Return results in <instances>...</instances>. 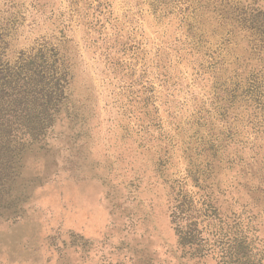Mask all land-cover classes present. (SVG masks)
<instances>
[{
	"label": "rangeland",
	"instance_id": "rangeland-1",
	"mask_svg": "<svg viewBox=\"0 0 264 264\" xmlns=\"http://www.w3.org/2000/svg\"><path fill=\"white\" fill-rule=\"evenodd\" d=\"M0 149V264H264V0H0Z\"/></svg>",
	"mask_w": 264,
	"mask_h": 264
},
{
	"label": "trees",
	"instance_id": "trees-1",
	"mask_svg": "<svg viewBox=\"0 0 264 264\" xmlns=\"http://www.w3.org/2000/svg\"><path fill=\"white\" fill-rule=\"evenodd\" d=\"M5 148H6L5 153H6V152H10V150H11V148H10V143H8V145H6ZM11 152H12V150H11ZM5 153H4V150H3V149H0V154H1V155L4 154V156H5V155H6ZM8 158H9V156H8ZM11 158H12V156H11ZM11 169H12V168L10 167V168H9V171H10ZM9 175H10V174H9Z\"/></svg>",
	"mask_w": 264,
	"mask_h": 264
}]
</instances>
